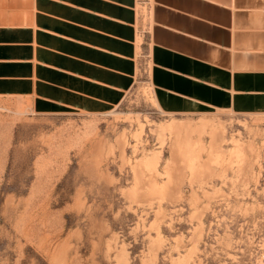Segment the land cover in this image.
<instances>
[{
	"label": "rangeland",
	"instance_id": "rangeland-1",
	"mask_svg": "<svg viewBox=\"0 0 264 264\" xmlns=\"http://www.w3.org/2000/svg\"><path fill=\"white\" fill-rule=\"evenodd\" d=\"M264 116L0 103V264H264Z\"/></svg>",
	"mask_w": 264,
	"mask_h": 264
},
{
	"label": "crops",
	"instance_id": "crops-1",
	"mask_svg": "<svg viewBox=\"0 0 264 264\" xmlns=\"http://www.w3.org/2000/svg\"><path fill=\"white\" fill-rule=\"evenodd\" d=\"M171 116H264V0H0V103L105 115L144 78Z\"/></svg>",
	"mask_w": 264,
	"mask_h": 264
},
{
	"label": "built area",
	"instance_id": "built-area-1",
	"mask_svg": "<svg viewBox=\"0 0 264 264\" xmlns=\"http://www.w3.org/2000/svg\"><path fill=\"white\" fill-rule=\"evenodd\" d=\"M263 259H264V257H263Z\"/></svg>",
	"mask_w": 264,
	"mask_h": 264
}]
</instances>
